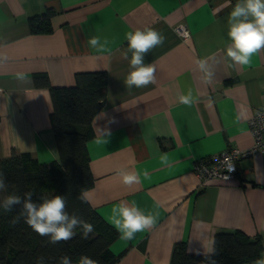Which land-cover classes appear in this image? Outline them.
<instances>
[{
    "label": "crops",
    "instance_id": "0c3cea01",
    "mask_svg": "<svg viewBox=\"0 0 264 264\" xmlns=\"http://www.w3.org/2000/svg\"><path fill=\"white\" fill-rule=\"evenodd\" d=\"M236 2L0 0L2 158L14 150L40 162L59 159L51 94L35 85V75L61 87L74 86L76 72H106V100L86 143L94 184L84 195L111 226L112 208L122 201L157 215L155 226L131 241L118 233L110 245L118 255L114 264H170L177 243L185 241L187 251L197 254L216 232L234 229L258 237L264 259V152L241 157L232 179L202 184L193 171L198 159L229 146L250 148L249 119L264 105V51L243 68L224 59L227 18ZM47 9L53 11L52 30L33 33L30 17ZM178 25L187 27L188 38ZM144 28L165 37L145 57V63L156 65V83L129 90L125 34ZM92 35L106 38L110 51L89 48ZM205 58L214 73L211 84L202 81L197 65ZM189 90L195 98L191 106L178 99ZM105 127L112 135L98 145L97 129ZM162 154L171 167L160 163ZM119 169L138 173L140 182L125 185Z\"/></svg>",
    "mask_w": 264,
    "mask_h": 264
},
{
    "label": "trees",
    "instance_id": "16d2710c",
    "mask_svg": "<svg viewBox=\"0 0 264 264\" xmlns=\"http://www.w3.org/2000/svg\"><path fill=\"white\" fill-rule=\"evenodd\" d=\"M53 14L47 9L40 15L30 17L33 33L50 32ZM36 86L47 87L51 94L53 129L59 159L49 163L40 162L28 152L12 151L7 158L0 156V171L5 174L7 191L3 198L15 193H33V200L55 195L67 197V211L76 212L94 225L89 239L78 234L67 242L52 245L47 237H41L21 220L11 223L17 214L0 209V264H36L38 257L45 264H58L60 257L68 255L74 264L81 255H87L99 264H114L118 255L110 248L118 232L89 203L84 192L94 184L86 143L94 136L92 119L106 100L107 76L105 71H79L75 73L74 86L56 87L46 75H35ZM83 195L84 203L79 199ZM3 199L0 198V201ZM217 264H256L260 259L262 245L256 236L240 229L218 231L214 235ZM170 264H207L203 256L187 251L185 241L175 245Z\"/></svg>",
    "mask_w": 264,
    "mask_h": 264
},
{
    "label": "clouds",
    "instance_id": "9594fccd",
    "mask_svg": "<svg viewBox=\"0 0 264 264\" xmlns=\"http://www.w3.org/2000/svg\"><path fill=\"white\" fill-rule=\"evenodd\" d=\"M227 37L230 41L225 49L224 59L231 62V66L239 65L241 68L250 66L253 56L264 51V0H237L227 18ZM127 50L124 58L129 59V72L124 84L127 89L145 88L156 83V65L153 62L145 63V57L150 51L164 43L165 37L151 28L136 29L125 34ZM87 45L98 54L109 52V41L98 35H92L87 39ZM198 68L202 73V81L211 84L213 71L210 69L207 58L197 61ZM179 102L191 106L195 98L191 90L178 96ZM96 143L105 145L112 133L108 128H98ZM160 163L171 167L167 154L160 156ZM117 175L122 178L125 185L139 183V174L126 169H119ZM148 177L147 171L144 172ZM8 184L5 174L0 171V192L7 191ZM82 202L87 203L83 195L79 196ZM38 201L33 200L32 192H25L22 196L12 193L0 201V209L4 212L19 211L13 216L11 223L18 224L24 221L35 233L41 237H47L48 243L55 245L61 241L67 242L73 239L79 230L81 239H89L94 232V225L83 219L76 212L67 211V197L55 195L52 198L40 197ZM110 222L119 233L123 241H131L136 233L151 229L157 222V215L145 213L133 201L131 204L120 202L112 208ZM215 238H209L204 246L203 252L197 254L203 256L207 264H217L213 259L216 256ZM36 264H45L44 257H38ZM58 264H74L68 255L60 257ZM76 264H99V261L81 255ZM256 264H264V259L256 260Z\"/></svg>",
    "mask_w": 264,
    "mask_h": 264
},
{
    "label": "built area",
    "instance_id": "2783aa9c",
    "mask_svg": "<svg viewBox=\"0 0 264 264\" xmlns=\"http://www.w3.org/2000/svg\"><path fill=\"white\" fill-rule=\"evenodd\" d=\"M177 31L183 38H188L190 35L184 25H178ZM249 126L253 137V145L250 148L229 146L216 155L201 158L195 162L193 171L202 184L216 179H232L237 171V162L241 157L256 151L264 152V105L251 115Z\"/></svg>",
    "mask_w": 264,
    "mask_h": 264
},
{
    "label": "rangeland",
    "instance_id": "374dc122",
    "mask_svg": "<svg viewBox=\"0 0 264 264\" xmlns=\"http://www.w3.org/2000/svg\"><path fill=\"white\" fill-rule=\"evenodd\" d=\"M0 198L3 199V195H0Z\"/></svg>",
    "mask_w": 264,
    "mask_h": 264
}]
</instances>
